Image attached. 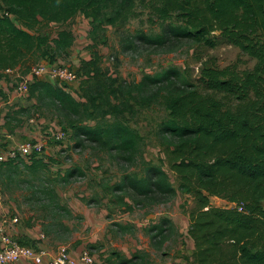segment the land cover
Masks as SVG:
<instances>
[{"label": "trees", "instance_id": "obj_1", "mask_svg": "<svg viewBox=\"0 0 264 264\" xmlns=\"http://www.w3.org/2000/svg\"><path fill=\"white\" fill-rule=\"evenodd\" d=\"M139 7L160 31L123 34L122 51L134 52L136 44L168 50L185 43L208 49L227 44L252 59L254 66L243 71L234 65L203 67L197 86L180 82L175 69L126 83L108 76L93 53L79 69L85 78L79 100L57 83L37 79L29 83L33 115L56 119L61 132L70 130L79 147L88 142L116 160L128 161V154L139 150L143 141L127 118L136 109L159 105L167 113L157 127L159 147L177 190L163 170L164 162L144 161L138 174L122 175L109 189L120 193L117 200L127 208L125 198L151 206L177 191L189 196L193 208L188 213V236L194 245L190 264H264V0H0V73L24 68L23 79L35 55L45 58L48 38L34 33L41 23H66L80 14L89 20V38L97 47L106 44L107 26L125 25L138 17ZM73 40L71 32H60L53 41L55 50L67 51ZM1 99L5 95L0 89ZM16 115L12 109L5 114V137L14 133L9 122ZM91 121L96 124L90 126ZM40 154L0 162V192L32 212L31 219L40 222L45 237L69 235L72 230L65 221L73 215L57 189L71 184L75 170L50 178L47 170L53 160L47 162ZM211 198L235 208L213 207ZM164 223L169 221L162 219L154 227L158 237ZM141 258L114 253L110 262L139 264L135 261Z\"/></svg>", "mask_w": 264, "mask_h": 264}, {"label": "rangeland", "instance_id": "obj_2", "mask_svg": "<svg viewBox=\"0 0 264 264\" xmlns=\"http://www.w3.org/2000/svg\"><path fill=\"white\" fill-rule=\"evenodd\" d=\"M135 13L138 17L131 19L123 26H107L104 32L106 44L97 47L93 46L89 38V20L80 14L66 23H41L34 33L47 37L50 48L45 58H41L40 54L35 55L29 61V65L66 67L72 70L76 74L73 81L68 82L67 85L61 83L55 85L64 86L66 91L77 100L80 99V87L85 79L80 77L79 69L83 62L91 61L93 53L98 54L100 67L108 76L117 77L126 83H139L145 75L153 76L175 69L180 76L178 79L180 82L183 79L197 86L203 67L216 66L222 69L234 65L239 71H243L252 69L254 66L252 59L227 44L208 49L190 48L188 43H185L174 46L171 50L147 48L136 44L138 47L136 51L124 52L119 42L123 34L138 29L154 34L160 31L158 24L151 25L147 22V11L139 7ZM62 31L71 32L74 40L67 51L59 53L55 50L53 41ZM50 59L53 61L49 62ZM24 70V68L15 69L9 78L3 79L0 83V89L5 88L7 91L3 92L6 101L0 100V128L5 130V112L12 109V112L17 114L9 122L11 127L13 125L14 133L10 136L11 139L6 136L4 141H0V153L21 143L33 141L43 145L40 158L47 162L50 159L53 160L47 170L48 177L52 178L66 169L75 170L73 178L69 179L71 184L60 185L57 189L61 201L66 203L72 212L73 218L68 222L65 221L72 232L65 236L51 234L50 237H45L42 225L38 221L46 244L43 246L22 245L13 240L7 231L11 225L19 223L18 217L2 214L0 235L8 240V243L0 242L2 247L19 245L18 247L22 249L32 251L34 259L41 257L40 264H52L62 249L67 250L71 259L77 262L76 264H80L79 258L84 251L90 254L92 264H111L114 253L129 259L139 255L143 258L135 261L139 264H190L194 245L188 236V213L193 208L192 199L189 196L177 191L171 198L159 199V203L151 206L137 205L129 198H125V203L130 205L127 208L117 200L120 193L114 194L109 189L119 182L122 175L138 174L143 168L144 161L157 165L164 162L163 170L177 190L175 175L169 171L165 163L157 132L158 125L166 118L167 113L156 104L148 110L136 109L137 113L129 116L127 121L128 125L142 138L143 146L139 150L131 151V156L130 154L127 156L128 161L116 160L113 154L100 150L94 144L87 142L80 147L77 146L68 129H65L67 134L64 133L63 137L60 134L62 138L60 141L55 140L54 137L62 133V125L49 116L47 119L34 116L33 107H31L35 103L34 99H29L27 94L22 95L15 90ZM45 77L42 76L44 80H46ZM31 118L32 120H29ZM17 121H22L23 125L19 127ZM88 124L94 126L96 122L91 121ZM1 198L3 203L15 204L2 193ZM210 205L219 208H235L234 204L218 198H211ZM8 209L11 211L12 208ZM22 211L28 215L25 206ZM18 213L20 214L21 211ZM162 219H167L169 224L164 223L162 236L158 237L154 227L160 225ZM117 225L126 229L117 232L119 229ZM154 237L156 238L151 241ZM22 259L36 264L33 258L32 260L21 258L19 261Z\"/></svg>", "mask_w": 264, "mask_h": 264}, {"label": "built area", "instance_id": "obj_3", "mask_svg": "<svg viewBox=\"0 0 264 264\" xmlns=\"http://www.w3.org/2000/svg\"><path fill=\"white\" fill-rule=\"evenodd\" d=\"M13 71L7 70L3 73H0V83L5 77H9ZM42 76H46V80L42 78ZM76 78V74L66 68V67H59V68H53V67H47V66H35L32 67L30 72L19 80V84L16 86V92L19 94H27L28 92V85L29 80L31 82L32 79L42 80L49 83H68L70 81H73ZM60 134L63 137L64 133H58L54 138L57 141H60ZM62 139V138H61ZM43 150V145L40 143H31V142H25L21 143L15 147H12L5 152L0 153V162H6L8 160L16 159L17 157L22 158H29L32 155H39ZM16 221V220H15ZM1 231V229H0ZM5 237V236H4ZM2 235H0V242L2 243H8V240L5 239ZM19 245L14 244L12 247H2V250H0V264H16L19 259L21 258H33L34 262L36 264L41 263V257L34 259V254L32 251L22 249L18 247ZM77 262L69 256L66 249H62L59 251V253L56 255L55 260L52 264H76ZM80 264H92V259L90 257V254L87 251H84L80 258H79Z\"/></svg>", "mask_w": 264, "mask_h": 264}, {"label": "crops", "instance_id": "obj_4", "mask_svg": "<svg viewBox=\"0 0 264 264\" xmlns=\"http://www.w3.org/2000/svg\"><path fill=\"white\" fill-rule=\"evenodd\" d=\"M2 90L5 93L7 92L5 88ZM5 134L6 132L4 128L3 129L0 128V136L5 137L4 136ZM8 208H12L11 211H9ZM22 208H24L23 205L13 204L11 202L10 205L3 203L0 193V216L2 214L3 215L9 214V216L11 217L13 215H16L19 220L18 224L11 225L10 228L7 230L10 237L22 245H29V246L33 244H38L40 246L45 245L46 241L43 239L39 222L35 221L34 219H31L33 214L27 212L28 210L26 211L28 215H26V213H23ZM18 211H21V213L19 214ZM1 247L2 245L0 244V248ZM126 258L129 259V257ZM17 264H33V263L28 260L22 259Z\"/></svg>", "mask_w": 264, "mask_h": 264}]
</instances>
